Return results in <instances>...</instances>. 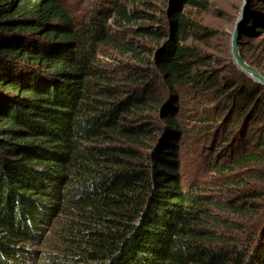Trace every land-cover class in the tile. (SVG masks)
<instances>
[{"label": "trees", "instance_id": "trees-1", "mask_svg": "<svg viewBox=\"0 0 264 264\" xmlns=\"http://www.w3.org/2000/svg\"><path fill=\"white\" fill-rule=\"evenodd\" d=\"M66 4L0 0V264H264V190L205 198L170 142L188 95L225 98L262 136L224 170L264 164V87L187 44L201 1Z\"/></svg>", "mask_w": 264, "mask_h": 264}, {"label": "rangeland", "instance_id": "rangeland-1", "mask_svg": "<svg viewBox=\"0 0 264 264\" xmlns=\"http://www.w3.org/2000/svg\"><path fill=\"white\" fill-rule=\"evenodd\" d=\"M200 1L202 9L188 7L186 11L188 17L195 21L205 34L198 38L191 37L187 44L211 59V65L206 67L207 69H214L225 78L252 80L253 84H258L237 67L231 56V34L242 12L239 55L252 68L264 73V32L252 19V14L264 12V6L255 0ZM97 2L98 0H66V7L74 17L81 18L91 11ZM247 29L249 32L245 33ZM211 97L213 96L204 99V95L198 93L186 97L178 111L186 131L179 137H173L170 142L179 150L182 176L186 181L199 183L205 198L223 205L229 200H233L234 204H241L239 196L242 191L264 190V182L258 178L264 174V164L236 166L231 167L229 171L224 169L230 167L234 160L257 149L256 144L262 136L261 120L243 117L238 121L240 111L237 107L226 110V107L232 105L230 100L224 98L212 102ZM195 119H212V122L208 126H201ZM234 122L238 124L232 129ZM208 129L209 134L201 133ZM229 132L232 134L226 138ZM208 209L224 216L214 207ZM36 249L48 251L46 244L44 248L39 245Z\"/></svg>", "mask_w": 264, "mask_h": 264}, {"label": "water", "instance_id": "water-1", "mask_svg": "<svg viewBox=\"0 0 264 264\" xmlns=\"http://www.w3.org/2000/svg\"><path fill=\"white\" fill-rule=\"evenodd\" d=\"M243 9V8H242ZM241 9V11H242ZM242 27V12L238 18V23L236 24L234 30L231 34V56L237 65V67L244 73L248 74L256 83L264 87V75L259 73L257 70L252 68L244 59L239 55L238 44L240 40V31Z\"/></svg>", "mask_w": 264, "mask_h": 264}]
</instances>
